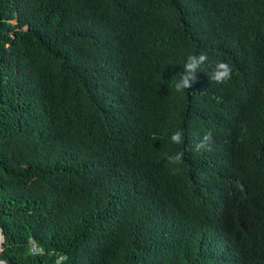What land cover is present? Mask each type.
<instances>
[{
  "label": "trees",
  "instance_id": "1",
  "mask_svg": "<svg viewBox=\"0 0 264 264\" xmlns=\"http://www.w3.org/2000/svg\"><path fill=\"white\" fill-rule=\"evenodd\" d=\"M200 52L231 79L178 93ZM0 230L7 264H264V0H0Z\"/></svg>",
  "mask_w": 264,
  "mask_h": 264
},
{
  "label": "clouds",
  "instance_id": "2",
  "mask_svg": "<svg viewBox=\"0 0 264 264\" xmlns=\"http://www.w3.org/2000/svg\"><path fill=\"white\" fill-rule=\"evenodd\" d=\"M212 64V71L210 75V80L217 84L226 83L231 79L232 67L229 63L225 61H211L209 55L206 52H200L199 54H190L187 56L186 61L183 65V72L180 74L179 78L174 82V88L178 93L184 92L186 89L191 87V84L196 80V73L200 71L203 65ZM247 129L242 127V133L246 132ZM243 138V137H241ZM184 130L177 129L170 136V140L173 144L183 145L184 143ZM212 143V133L209 131L206 133L201 140L196 143L195 150H211ZM164 158L172 165H181L184 161L185 152L184 150H178L173 154H163ZM3 253V248L0 247V255ZM65 257L61 256L58 258L56 264H63Z\"/></svg>",
  "mask_w": 264,
  "mask_h": 264
},
{
  "label": "water",
  "instance_id": "3",
  "mask_svg": "<svg viewBox=\"0 0 264 264\" xmlns=\"http://www.w3.org/2000/svg\"><path fill=\"white\" fill-rule=\"evenodd\" d=\"M2 238V239H1ZM4 241V235L2 234L1 230H0V247H1V243ZM0 264H7L4 260L0 259Z\"/></svg>",
  "mask_w": 264,
  "mask_h": 264
},
{
  "label": "bare ground",
  "instance_id": "4",
  "mask_svg": "<svg viewBox=\"0 0 264 264\" xmlns=\"http://www.w3.org/2000/svg\"><path fill=\"white\" fill-rule=\"evenodd\" d=\"M2 239V238H1Z\"/></svg>",
  "mask_w": 264,
  "mask_h": 264
}]
</instances>
